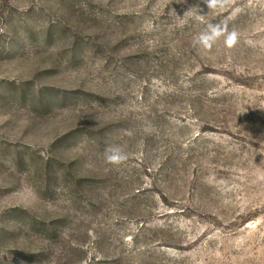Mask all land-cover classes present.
I'll return each instance as SVG.
<instances>
[{
  "label": "rangeland",
  "instance_id": "rangeland-1",
  "mask_svg": "<svg viewBox=\"0 0 264 264\" xmlns=\"http://www.w3.org/2000/svg\"><path fill=\"white\" fill-rule=\"evenodd\" d=\"M197 4L0 0V264H264V0Z\"/></svg>",
  "mask_w": 264,
  "mask_h": 264
},
{
  "label": "clouds",
  "instance_id": "clouds-1",
  "mask_svg": "<svg viewBox=\"0 0 264 264\" xmlns=\"http://www.w3.org/2000/svg\"><path fill=\"white\" fill-rule=\"evenodd\" d=\"M227 3L228 0H202V6L201 4H197L193 7L199 8L200 13H203L205 8L207 10L223 8ZM221 38L223 39L225 46L229 49L233 48L240 42L239 33L235 29L230 31L226 21L215 24L209 23L206 30L199 33L194 42L198 43L204 50H208L211 49ZM248 43L252 44V41H248ZM145 131L150 130L145 129ZM130 134L131 133L129 132V135ZM105 158L108 163L119 165L127 161L128 154L121 149L112 148L109 143L105 150Z\"/></svg>",
  "mask_w": 264,
  "mask_h": 264
}]
</instances>
